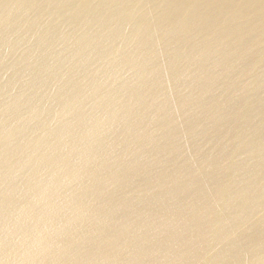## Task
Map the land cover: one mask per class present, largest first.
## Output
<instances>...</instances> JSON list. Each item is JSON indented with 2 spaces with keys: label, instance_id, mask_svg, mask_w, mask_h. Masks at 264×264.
Returning <instances> with one entry per match:
<instances>
[{
  "label": "bare ground",
  "instance_id": "bare-ground-1",
  "mask_svg": "<svg viewBox=\"0 0 264 264\" xmlns=\"http://www.w3.org/2000/svg\"><path fill=\"white\" fill-rule=\"evenodd\" d=\"M0 264H264V0H0Z\"/></svg>",
  "mask_w": 264,
  "mask_h": 264
}]
</instances>
